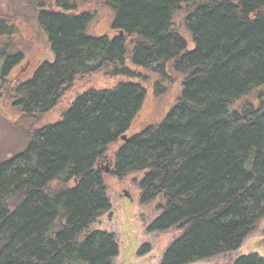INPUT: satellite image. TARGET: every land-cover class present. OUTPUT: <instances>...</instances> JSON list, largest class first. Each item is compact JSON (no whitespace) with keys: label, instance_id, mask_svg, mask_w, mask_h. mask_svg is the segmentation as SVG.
<instances>
[{"label":"trees","instance_id":"trees-1","mask_svg":"<svg viewBox=\"0 0 264 264\" xmlns=\"http://www.w3.org/2000/svg\"><path fill=\"white\" fill-rule=\"evenodd\" d=\"M100 8L112 35L90 31ZM26 27L54 59L13 90L25 141L0 147V264H114L115 237L94 228L111 210L110 154L117 178L144 175L142 204L160 202L149 231H180L161 264L238 250L264 219V0H0L1 78L28 55ZM101 72L123 80L44 120ZM174 77L179 101L137 133L148 90Z\"/></svg>","mask_w":264,"mask_h":264},{"label":"rangeland","instance_id":"rangeland-1","mask_svg":"<svg viewBox=\"0 0 264 264\" xmlns=\"http://www.w3.org/2000/svg\"><path fill=\"white\" fill-rule=\"evenodd\" d=\"M112 18L109 12L100 8L95 21L90 27L91 33L95 35H112ZM19 30V33L22 34L20 37L17 36L15 41L18 44L24 43L28 55L21 64L6 73L5 77L1 78L0 73V147L12 148L11 154L22 150L25 141L23 132L20 129L22 126L20 112L15 107L13 98L14 87L29 80L42 63L45 61L51 62L54 59L50 47L47 41L43 40L44 38L41 32L38 31L39 29L36 31V28L26 27ZM27 31H30V33ZM128 67L135 73V69L131 65H128ZM120 80L123 79H119L114 75L107 77L101 72L87 81H78L74 84L73 90L64 95L58 112H52L53 114L44 116V120L48 122L57 120L58 115L67 109L79 92L89 87L103 90L113 88ZM181 93L182 82L178 77L173 78L167 92L158 94L155 88L153 90L150 88L141 117L137 122L136 132L142 131L149 123L161 122L179 101ZM23 129L25 128L23 127ZM122 142L112 146L110 152L115 153ZM113 164L114 157L110 154L106 162L100 166L101 171L104 173L111 210L97 220L94 228L115 237L119 256L114 264H161L166 252L180 237V231L174 228L167 232H150V226L162 214V210L158 206L160 202L142 204L139 185L144 175L134 173L123 178H117L111 170ZM106 167L111 168H109V173L105 172ZM252 254H257L264 259V219L238 250L194 264H235L240 258Z\"/></svg>","mask_w":264,"mask_h":264},{"label":"water","instance_id":"water-1","mask_svg":"<svg viewBox=\"0 0 264 264\" xmlns=\"http://www.w3.org/2000/svg\"><path fill=\"white\" fill-rule=\"evenodd\" d=\"M122 141H128L127 136H123V137H122ZM109 168H110V167H107V168H106V171H105L106 173H109V172H110V169H111V168H110V169H109Z\"/></svg>","mask_w":264,"mask_h":264}]
</instances>
